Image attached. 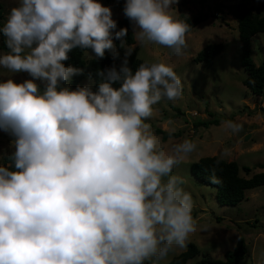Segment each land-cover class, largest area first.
Masks as SVG:
<instances>
[{
    "label": "clouds",
    "instance_id": "9594fccd",
    "mask_svg": "<svg viewBox=\"0 0 264 264\" xmlns=\"http://www.w3.org/2000/svg\"><path fill=\"white\" fill-rule=\"evenodd\" d=\"M178 2L126 0L139 45L184 55L190 25L172 15ZM116 28L99 0H17L0 27L10 50L0 67L33 78L0 82V130L15 137L13 163L0 164V264H162L196 231L192 198L173 170L197 145L186 139L168 154L146 123L162 99L182 97V81L165 63L133 73L135 45ZM114 37L125 48L119 70L100 72L96 91L60 87L82 72L65 66L69 52L107 50L115 60ZM209 179L221 183L215 172Z\"/></svg>",
    "mask_w": 264,
    "mask_h": 264
},
{
    "label": "rangeland",
    "instance_id": "374dc122",
    "mask_svg": "<svg viewBox=\"0 0 264 264\" xmlns=\"http://www.w3.org/2000/svg\"><path fill=\"white\" fill-rule=\"evenodd\" d=\"M99 2L112 11V19L117 22L114 33L122 16L121 6L126 4V0ZM236 3L246 4L258 14H264V0H179L173 5L172 15L175 18L200 12L208 14L187 33V48L183 56H176L172 49L161 45H139L133 21L131 31L134 41L127 43L135 45V53L143 64L165 63L174 69L182 81V97L177 101L162 99L154 106L153 115L146 123L150 134L159 139L161 149L168 154H174L175 146L186 139L197 145L196 150L173 170L174 175L183 178L184 191L192 198V214L197 225L189 241L196 244L198 252L189 257L185 264H196L201 255L222 258L223 252L233 246L238 236L244 238L246 246V253L239 259V264H264V184L245 189L244 197L233 205L219 204L214 197L215 188L200 182L189 171L192 161L213 154L234 160L239 166L238 173L245 177L264 169L258 165L264 163V86L262 93L257 95L241 82L246 72L239 64L238 31L235 18L229 12V8ZM16 4L17 0H0V23L6 21ZM218 41L223 44L222 49L209 64L192 59L204 44ZM249 42L254 63L264 61V32L256 31ZM9 51L3 37V43L0 40V55ZM105 53L113 58L110 51L106 50ZM94 55L92 49L83 53L85 59ZM118 63L119 60H114L113 66L117 68ZM9 79L20 84L33 78L27 72H11L0 67V82ZM70 80L60 87L75 90L77 87L91 86V79L87 76H83L74 86H70ZM34 82L41 91L44 90V82ZM210 118H217L218 123L203 126L195 122ZM224 121L239 124L242 130L233 133L224 127ZM155 126L177 131L178 135L162 139L153 130ZM14 141V136L0 130V164L4 154L15 151ZM241 164L248 165L250 170L245 173L240 168ZM181 250L170 253L162 264H167L169 258Z\"/></svg>",
    "mask_w": 264,
    "mask_h": 264
},
{
    "label": "trees",
    "instance_id": "16d2710c",
    "mask_svg": "<svg viewBox=\"0 0 264 264\" xmlns=\"http://www.w3.org/2000/svg\"><path fill=\"white\" fill-rule=\"evenodd\" d=\"M122 16L118 21V29L127 28L126 42L132 43L134 41L133 33L131 31L132 21L124 14L125 4H122ZM216 9H218L216 7ZM229 12L232 17L235 18L238 41H239V64L245 70V76L242 78V83L249 89L250 92L260 95L264 86V61L255 64L251 57L249 38L256 31L264 32V14H258L253 10L251 6L246 4L236 3L229 8ZM206 12H200L195 15L177 18L190 25V29L198 22L204 20L207 17ZM2 22L0 27H2ZM0 40L3 43V34L0 33ZM114 44L119 52V57L115 60H119L117 70H119L121 64L125 59V49L120 47V40L113 39ZM223 44L221 42H208L199 48L192 59L194 61H203L206 64L211 62V59L222 49ZM87 49L74 48L69 52V59L64 61L66 67L71 66L82 69L80 74L74 75L70 80V86L76 85L83 76H87L91 79V88L96 91L99 83L103 81V77L99 75L100 72L113 67L114 59L105 53L103 58H98L96 55L85 59L83 57L84 51ZM128 67L134 73L143 64V60L139 58L135 50L131 55L127 57ZM114 87H119V83H115ZM197 124L206 126L209 123L217 124V118H210L206 120H197ZM153 130L160 134L162 139L167 136H177V131L165 130L160 127H153ZM14 150L8 151L2 156L1 164L11 165L13 162L11 157ZM264 167V163L258 164ZM240 168L247 173L250 167L245 164H241ZM239 166L234 160H226L215 154L203 155L198 157L195 161L189 164L190 173L200 182L211 185L215 188L214 197L219 204L233 205L239 202L244 197V190L250 187L264 184V169L256 172H252L249 176H242L238 173ZM215 172L217 178L221 180L218 185L210 183V176ZM198 252V247L195 243L189 241L187 247L176 254L172 255L167 264H185L187 259ZM246 253V246L244 238L238 236L231 248L226 249L223 252L222 258H215L208 255H201L195 263L196 264H239L241 259Z\"/></svg>",
    "mask_w": 264,
    "mask_h": 264
},
{
    "label": "built area",
    "instance_id": "2783aa9c",
    "mask_svg": "<svg viewBox=\"0 0 264 264\" xmlns=\"http://www.w3.org/2000/svg\"><path fill=\"white\" fill-rule=\"evenodd\" d=\"M194 113H195V111H194Z\"/></svg>",
    "mask_w": 264,
    "mask_h": 264
}]
</instances>
